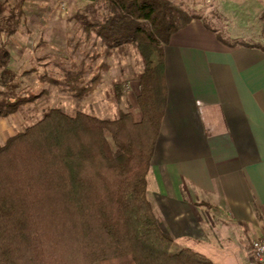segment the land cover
Listing matches in <instances>:
<instances>
[{
  "label": "trees",
  "instance_id": "16d2710c",
  "mask_svg": "<svg viewBox=\"0 0 264 264\" xmlns=\"http://www.w3.org/2000/svg\"><path fill=\"white\" fill-rule=\"evenodd\" d=\"M21 16L19 10L0 17V37L15 33ZM195 18L227 46L264 50L259 43L229 42L203 17L170 0H86L75 9L69 19L85 39L99 40L92 43L102 53L92 60L123 45L138 53L143 65L135 76L140 119L133 120L130 112L113 119L80 111L68 115L51 107L0 144V264H212L174 246L146 197L166 99L164 47ZM5 53L0 41V61ZM57 67L64 73L68 68ZM98 78H90L88 88L81 76L65 82L78 97ZM9 87L0 90L2 117L34 97L26 89L9 94ZM113 88L120 98V83Z\"/></svg>",
  "mask_w": 264,
  "mask_h": 264
},
{
  "label": "crops",
  "instance_id": "0c3cea01",
  "mask_svg": "<svg viewBox=\"0 0 264 264\" xmlns=\"http://www.w3.org/2000/svg\"><path fill=\"white\" fill-rule=\"evenodd\" d=\"M32 1L68 16L86 2ZM164 81L148 172L159 227L212 264H248L264 217V50L227 46L195 18L164 47Z\"/></svg>",
  "mask_w": 264,
  "mask_h": 264
},
{
  "label": "rangeland",
  "instance_id": "374dc122",
  "mask_svg": "<svg viewBox=\"0 0 264 264\" xmlns=\"http://www.w3.org/2000/svg\"><path fill=\"white\" fill-rule=\"evenodd\" d=\"M177 4L203 17L229 42L264 45V0H179ZM0 9V17L22 12V22L16 32L0 37L6 45V53L0 61V90L10 86L9 94L26 89L34 96L16 112L0 116V144L37 121L51 107L60 108L68 115L80 111L100 119H113L121 112H130L133 120L140 119L135 100L139 85L135 76L143 65L131 45H123L112 55L102 54L92 60L94 54L102 53L101 48L92 43L95 41L98 45L99 40L93 35L92 40L85 39L81 28L69 19L70 12L63 7L32 0H0ZM66 55L72 57L68 62L63 58ZM36 57L43 59L36 61ZM81 60L85 63H80ZM57 64L67 66L66 72ZM24 71L28 72L22 73ZM96 74L99 78L92 82V90L78 97L65 82V78L71 83L81 76L88 88L90 78ZM49 78L55 82H50ZM114 82L120 83V98L115 97ZM146 178V197L157 216L150 192V173Z\"/></svg>",
  "mask_w": 264,
  "mask_h": 264
},
{
  "label": "built area",
  "instance_id": "2783aa9c",
  "mask_svg": "<svg viewBox=\"0 0 264 264\" xmlns=\"http://www.w3.org/2000/svg\"><path fill=\"white\" fill-rule=\"evenodd\" d=\"M247 252L249 254L248 264H264V217L262 221V232L258 237L250 240Z\"/></svg>",
  "mask_w": 264,
  "mask_h": 264
}]
</instances>
